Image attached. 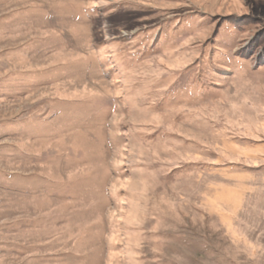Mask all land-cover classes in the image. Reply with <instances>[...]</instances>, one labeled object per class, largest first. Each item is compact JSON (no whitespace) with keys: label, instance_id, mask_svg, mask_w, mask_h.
I'll use <instances>...</instances> for the list:
<instances>
[{"label":"rangeland","instance_id":"374dc122","mask_svg":"<svg viewBox=\"0 0 264 264\" xmlns=\"http://www.w3.org/2000/svg\"><path fill=\"white\" fill-rule=\"evenodd\" d=\"M0 264H264V0H0Z\"/></svg>","mask_w":264,"mask_h":264}]
</instances>
